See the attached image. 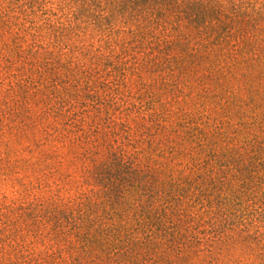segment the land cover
<instances>
[{"label": "trees", "instance_id": "obj_1", "mask_svg": "<svg viewBox=\"0 0 264 264\" xmlns=\"http://www.w3.org/2000/svg\"><path fill=\"white\" fill-rule=\"evenodd\" d=\"M109 3L106 16L120 14L124 27L112 57L160 67L165 85L208 113L199 117H210V108L211 117H264V0ZM16 99L0 103V117H42L38 145L49 148L42 151L44 165L60 178L66 169L73 195L58 191L41 203L34 214L39 235L9 238L21 255L0 257V264H182L189 203L211 213V183L222 181L227 168L261 160L258 137L228 149L222 160L211 161V154L204 160L211 133L189 118L181 142L172 126L118 121L60 94L35 96L38 111ZM189 142L199 157L183 165L182 145ZM39 242L45 253L30 249Z\"/></svg>", "mask_w": 264, "mask_h": 264}, {"label": "rangeland", "instance_id": "obj_2", "mask_svg": "<svg viewBox=\"0 0 264 264\" xmlns=\"http://www.w3.org/2000/svg\"><path fill=\"white\" fill-rule=\"evenodd\" d=\"M109 5V0H0V103L17 95V102L38 111L36 100L60 94L89 111L100 107L118 121L172 126L181 142L189 118L211 133V153L202 156L211 154V161L258 137L254 150L261 160L227 168L220 178L225 181L211 183V213L189 203L182 264H264V123L259 121L264 117H211V108L210 117H199L208 113L165 85L160 67L112 57L124 27L120 14L106 16ZM186 112L194 117H183ZM41 118L0 117V257L21 255L17 243L9 242L18 234L30 241L39 235L34 214L41 203L58 191L64 198L73 195L66 169H60V178L44 165L42 151L49 148L38 145L44 140ZM182 147L183 165L199 157L197 144ZM30 249L46 251L40 242Z\"/></svg>", "mask_w": 264, "mask_h": 264}]
</instances>
